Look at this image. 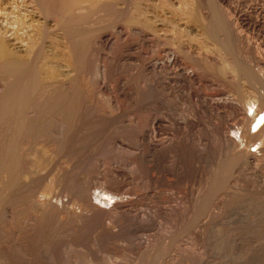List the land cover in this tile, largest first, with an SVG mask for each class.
Listing matches in <instances>:
<instances>
[{
  "label": "rangeland",
  "instance_id": "rangeland-1",
  "mask_svg": "<svg viewBox=\"0 0 264 264\" xmlns=\"http://www.w3.org/2000/svg\"><path fill=\"white\" fill-rule=\"evenodd\" d=\"M16 1L0 11L22 12ZM139 2L154 30L92 18L78 117L58 135L41 119L23 142L42 164L22 160L25 176L1 195L0 264H264V0H213L218 13L203 0ZM211 13L230 24L226 50L249 81L194 70L195 53L211 56L196 43L215 48L194 19Z\"/></svg>",
  "mask_w": 264,
  "mask_h": 264
},
{
  "label": "bare ground",
  "instance_id": "bare-ground-1",
  "mask_svg": "<svg viewBox=\"0 0 264 264\" xmlns=\"http://www.w3.org/2000/svg\"><path fill=\"white\" fill-rule=\"evenodd\" d=\"M9 1L11 2V0ZM139 1L131 0L128 2L127 0L128 3L126 4L124 0H27V2L25 1L27 6L24 5L26 9L23 7L22 12L18 11L20 13L13 11L10 6L6 8L10 7L12 10L8 8L6 9L7 12L0 11V20H2V25H0V201L4 204L2 193L14 187L26 174L19 168L22 160L27 159L30 155L23 148V142L38 138L42 130L40 128L42 121L40 122V120L47 119L50 134L58 135L61 132L60 126L67 125L71 119L79 115L80 87L78 86L80 83L77 84L76 75L80 65H82L89 37L100 29V27H95L96 25H89V21L92 18L95 20L101 16H111L113 19H117V22L121 21L124 26L132 25L146 31H153L154 23L151 22L152 20L148 21L149 17L148 20L145 18V10L142 9L145 6L141 7L140 5L143 3ZM203 1L211 8L209 9L211 12H216V10H212L214 9L213 0ZM17 2L19 1L15 0V3ZM15 3L13 8H17ZM145 3L144 5H146ZM9 4L11 5L12 2ZM20 4H18L19 7ZM3 7L5 8V5ZM17 10L19 9L17 8ZM216 13H211V16L209 15L211 18L207 17L209 19L207 22L203 21L202 23L199 22V18L198 20L194 19L196 27L203 33L204 37L211 40L215 45V48L213 46L214 49L210 50L211 46L210 51H208L205 46L203 48L201 42L198 41L200 44L194 42L197 51L198 49L203 50L211 55L208 57H201L202 53L201 56L198 53H195L194 57L191 55L196 62V65H193L194 70L210 72L215 76H222L225 72H231L229 74L239 75L242 77L240 79L244 78L245 81H249L253 76L248 73V65L246 66L248 69L245 70L240 64L241 62L235 61V57L231 58L226 50L232 43L231 38L234 35L228 28L230 24L228 26L223 25L220 15L218 14V16ZM225 14L227 20L229 15ZM7 29L12 30V32L16 29L15 33L19 30L18 33H21L24 39H19L15 35L13 37L14 33H8ZM231 30H233L232 27ZM6 31L9 34L7 36L4 35ZM221 31H226L227 37L225 41L218 44L217 41L214 42L213 40L216 33L219 34L218 32ZM5 36L12 38L7 40L4 38ZM170 58H173L172 53ZM214 63L215 65H213ZM59 66H63L64 68H61L63 70ZM65 68L69 72L64 71ZM70 72L71 76L67 74ZM175 75L183 79L189 76H197L194 72L186 73L181 70H178ZM252 83L253 80L251 83L248 82L249 85ZM218 103L219 105L224 104L220 101ZM42 125L41 127L44 126ZM40 151L42 152L41 148ZM31 156L28 163L29 167L34 169L39 166L42 158L40 159V154L37 156L35 153ZM226 168L227 163L221 158L216 168L218 180H223L226 170H228ZM157 253L159 254V250Z\"/></svg>",
  "mask_w": 264,
  "mask_h": 264
}]
</instances>
